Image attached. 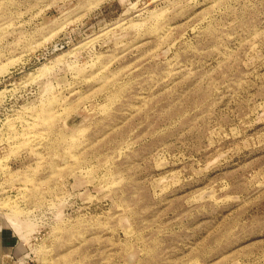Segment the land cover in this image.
<instances>
[{
  "label": "rangeland",
  "instance_id": "rangeland-1",
  "mask_svg": "<svg viewBox=\"0 0 264 264\" xmlns=\"http://www.w3.org/2000/svg\"><path fill=\"white\" fill-rule=\"evenodd\" d=\"M0 223L13 264H264V0H0Z\"/></svg>",
  "mask_w": 264,
  "mask_h": 264
},
{
  "label": "crops",
  "instance_id": "crops-1",
  "mask_svg": "<svg viewBox=\"0 0 264 264\" xmlns=\"http://www.w3.org/2000/svg\"><path fill=\"white\" fill-rule=\"evenodd\" d=\"M20 243L8 226L0 223V264H13L18 259Z\"/></svg>",
  "mask_w": 264,
  "mask_h": 264
}]
</instances>
